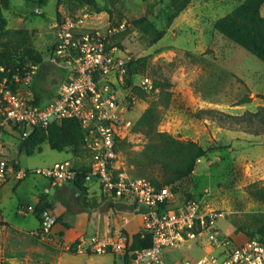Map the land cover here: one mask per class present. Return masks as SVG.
I'll list each match as a JSON object with an SVG mask.
<instances>
[{
    "label": "rangeland",
    "instance_id": "rangeland-1",
    "mask_svg": "<svg viewBox=\"0 0 264 264\" xmlns=\"http://www.w3.org/2000/svg\"><path fill=\"white\" fill-rule=\"evenodd\" d=\"M242 2L191 0L166 26L162 11L167 8V0H2L0 31L21 28L31 33L32 43L42 57L35 88L40 98L47 100L66 77L64 66L51 61L60 26L68 24L78 30L106 33L123 25L115 32L118 47L132 58H147L146 69L139 74L153 82L169 83L162 92L158 88L144 99L137 96L135 118L155 101L161 114L159 131L179 140L195 141L207 149L193 173L179 184L177 193H173L174 205L194 201L205 210L223 214L216 221L217 227L240 241L245 234L235 233L237 226L248 229L264 222V203L248 189L253 183L264 184V124L260 121L264 114V62L217 32L214 23ZM260 11L264 16V3ZM143 16L165 29L157 42L153 43L133 26L132 21ZM145 143L146 137L140 132L133 130L126 136L119 148L117 166L120 171L132 177L149 178L151 173L158 178L157 169L149 173L150 169L134 164ZM34 148L38 150L26 149L32 151L28 154L17 144L14 152H21L20 165L16 153L11 159L17 160L16 166L21 169L32 171L72 156L69 152L51 149L46 142ZM77 161L82 166L88 163L86 158ZM15 180V185L11 181L0 192L5 216L4 224H0V264H53L54 252L58 253L56 248L61 251L66 247L60 238L62 226H72L80 213L88 215L89 222L85 233L74 236L73 242L117 227L126 232L128 218L129 230H135L140 222L138 215L133 216L136 212L132 206L113 205L91 181L86 184V193L77 199V193L70 198V192L63 186L57 183L49 186L48 180L33 173ZM21 181L18 188L21 199L34 197L37 192H54L51 204L41 197L51 206L43 210L48 209L56 218L49 240L33 237L32 232L39 226L33 213L23 216L18 212V209L32 207L18 204L16 186ZM8 221L9 225H5ZM202 251L195 240H188L167 250V256L173 263L198 258ZM104 255L98 257L105 260L104 264H114L118 256ZM84 262L77 258L72 263ZM60 264L70 263L61 261Z\"/></svg>",
    "mask_w": 264,
    "mask_h": 264
},
{
    "label": "built area",
    "instance_id": "built-area-1",
    "mask_svg": "<svg viewBox=\"0 0 264 264\" xmlns=\"http://www.w3.org/2000/svg\"><path fill=\"white\" fill-rule=\"evenodd\" d=\"M118 29L102 33L60 26L51 61L64 66L66 77L47 100H42L35 88L40 64L27 61L14 69L0 65V190L9 175L21 179L27 173L71 185L82 174L84 166L78 161L66 159L28 171L16 166L10 149L14 151L18 144L24 151L36 129L74 119L85 131L84 146L89 151L85 183L97 184L113 202L134 206L141 216V228L152 240L149 247L130 251L131 237L119 228L81 237L76 253L127 255L128 264H167V250L195 240L202 255L171 264H264V243L246 236L236 241L225 235L216 225L223 214L205 210L194 201L175 206L168 186L119 170L118 143L133 131L137 121L133 89L150 92L154 85L148 76L130 79L128 65L133 58L109 40ZM33 211L32 207L18 210L23 216ZM40 218L41 236L49 240L56 218L48 209Z\"/></svg>",
    "mask_w": 264,
    "mask_h": 264
},
{
    "label": "trees",
    "instance_id": "trees-1",
    "mask_svg": "<svg viewBox=\"0 0 264 264\" xmlns=\"http://www.w3.org/2000/svg\"><path fill=\"white\" fill-rule=\"evenodd\" d=\"M190 1L167 0V8H164L162 11L163 17L167 21L166 26L171 24L173 19L187 7ZM263 3L264 0H243L230 13L216 20L214 29L229 41L234 42L264 62V16L260 11ZM132 24L142 34L149 36L153 43L160 40L165 33V29L158 28L153 21L147 19L145 16L133 20ZM117 36L118 34L114 33L109 37L110 42L116 46H118ZM27 61L42 65V57L32 43L31 33L21 28L16 30H1L0 65L14 69ZM146 66V57L133 58L128 65L130 79L144 72ZM153 85L154 89L159 88L161 92L169 87V83L162 84L158 80H155ZM133 91L139 98L143 99L152 93L140 88H134ZM157 106V102L151 101L135 122L134 132L142 133L146 137V143L138 154L134 164L137 167H143L145 170L150 169L149 173L153 169H157L158 178L153 177L150 173L151 177L149 179L157 186H168L173 193H177L179 184L193 173L198 160L206 155L207 149L195 141L179 140L167 132L159 131L157 126L161 114ZM260 121L264 124V114L260 116ZM84 135L85 131L79 122L74 119H65L60 122H54L45 129L33 131L32 135L25 142L24 151L30 154L32 151L38 150V148H34L35 145L46 142L53 150L70 152L74 158H88L89 151L84 146ZM120 145H123V140L118 143V151ZM26 149L32 151L28 152ZM81 171L82 174L70 186L85 194L87 186L85 185L84 175L87 172V167L84 166ZM248 189L253 197L264 203V184L253 183ZM44 207L51 206L41 198L40 202L33 209V214L38 219L39 224ZM0 224H4L1 215ZM5 225H8V223H5ZM64 225L66 228L70 227L69 224ZM238 232H243L246 237L257 238L264 243V222H261L260 225L254 224L248 229L243 226H237L235 233ZM32 235L37 239L42 238L40 225L36 232H32ZM131 240L130 251H139L147 248L152 242L151 235L146 233L143 228L131 235ZM77 244L78 240H75L67 249L64 248L63 251L76 253ZM121 260V264H128L127 255L121 258Z\"/></svg>",
    "mask_w": 264,
    "mask_h": 264
},
{
    "label": "crops",
    "instance_id": "crops-1",
    "mask_svg": "<svg viewBox=\"0 0 264 264\" xmlns=\"http://www.w3.org/2000/svg\"><path fill=\"white\" fill-rule=\"evenodd\" d=\"M67 152V151H66ZM10 153H11V155H12V157L14 156V154L16 153V152H14V151H11V149H10ZM70 153V152H69ZM68 153V154H69ZM21 154V152L20 153H16V158H17V160H18V158H19V155ZM70 155H71V153H70ZM15 158V157H14ZM70 160H73V161H77V160H79V158H74L73 156H71L70 158H69ZM16 160V161H17ZM86 160H87V162H88V159L86 158ZM15 161V162H16ZM17 163H19V165H20V162H19V160H18V162ZM88 165V163H86L84 166H87ZM20 168H21V166H20ZM13 182L14 183V185H15V183H16V180H15V177L14 176H12V175H9L8 176V178H7V181L4 183V185L2 186V188H1V190L7 185V183H9V182ZM21 183H22V181L16 186V195L18 196V204L20 203V204H22V205H30V206H32L33 207V209H34V207L40 202V199H41V197L43 196L44 197V199H45V201L47 202V203H52V201H51V199H52V197L54 198V192H53V194H44V193H41V192H37L36 194H34L33 196L34 197H32V196H27V199H21L20 197H19V194H18V188L20 187V185H21ZM86 184H89L88 182H86L85 183V185ZM93 184H95L94 182H93ZM56 185H58V186H63V188L64 189H66V190H68L69 192H70V194H68V196L71 198V197H73L74 196V194L75 193H77V190L76 189H74L73 187H71L70 185H67V184H63V183H57ZM49 186H52L53 187V185H52V182H49ZM14 187V186H13ZM1 190H0V192H1ZM46 190V192H48V189H45ZM54 190H55V188H54ZM101 194H103L101 191H99ZM81 196H82V193H81ZM81 196L80 197H78V193H77V195H76V198L77 199H80L81 198ZM107 200L110 202V203H112L113 205H124V206H131V205H128V204H123V203H118V202H113L112 200H109L108 198H107ZM133 208H134V210H135V212H136V214H134L133 216H135V215H138L139 217H140V222H139V227H142V221H141V216H140V214H139V212L135 209V207L134 206H132ZM19 210V209H18ZM56 210L58 211H56L57 213H60L59 212V210H58V207H56ZM0 215L2 216V218H4L5 219V216H4V214H3V211H2V208H1V204H0ZM25 216V215H24ZM7 220V219H6ZM38 220V219H37ZM127 220V219H126ZM130 221V218H128V222ZM88 222H89V218H88V215H85V214H83V213H80V214H78L77 216H76V218L74 219V222H73V225L71 226L70 224V227L69 228H66L65 227V225H63L62 226V228H63V232H61L62 233V235L60 236V238L62 239V242H63V244L66 246V247H64L65 249H67L69 246H70V244L73 242V238H74V236H78L79 234H83V233H85V231H86V229H87V225H88ZM127 222V223H128ZM8 223V225H9V221L7 222ZM38 223H39V221H38ZM116 223L118 224V222H117V220H116ZM127 223H126V234L128 235V236H130L131 237V235H133L134 233H136V232H138L141 228H139L138 227V225H137V228L135 229V230H129L128 228H127ZM40 225V224H39ZM58 226V225H57ZM97 227H98V225H96ZM39 228V226L37 227V229ZM120 227H117V228H115V229H113V230H111V231H109V232H103V231H99V232H97L98 234H107V233H111V232H113V231H115V230H117V229H119ZM139 228V229H138ZM37 229H36V231H37ZM68 234H70V236L68 235ZM84 237V236H83ZM64 248H62V249H64ZM57 249V251H58V253H56V252H54L53 250V252H54V254H55V262L53 263V264H60L61 263V261H66V262H69L70 264H73L72 262L75 260V259H77V258H79V260H84L85 262H84V264H94V263H96L97 262V264H104L105 263V260H103V259H99L98 257H105V255L104 254H101V255H91V254H79V253H68V252H64L63 250H58V248H56ZM103 255V256H102ZM168 255V254H167ZM116 256V255H115ZM81 257H83V258H81ZM117 258H114V260H115V262H114V264H121V260H120V257H118V256H116ZM117 259V260H116ZM166 262H167V264H171L172 262H169V260H168V256H166Z\"/></svg>",
    "mask_w": 264,
    "mask_h": 264
},
{
    "label": "water",
    "instance_id": "water-1",
    "mask_svg": "<svg viewBox=\"0 0 264 264\" xmlns=\"http://www.w3.org/2000/svg\"><path fill=\"white\" fill-rule=\"evenodd\" d=\"M77 193H78V197H80L81 196V192L77 190Z\"/></svg>",
    "mask_w": 264,
    "mask_h": 264
}]
</instances>
